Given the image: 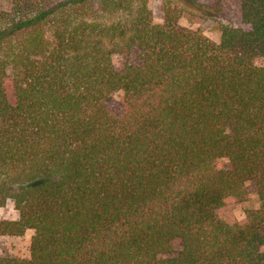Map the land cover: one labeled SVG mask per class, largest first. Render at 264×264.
<instances>
[{
    "label": "trees",
    "instance_id": "1",
    "mask_svg": "<svg viewBox=\"0 0 264 264\" xmlns=\"http://www.w3.org/2000/svg\"><path fill=\"white\" fill-rule=\"evenodd\" d=\"M238 1L218 41L177 24L196 0L0 8V235L33 232L0 264H264V0Z\"/></svg>",
    "mask_w": 264,
    "mask_h": 264
},
{
    "label": "rangeland",
    "instance_id": "2",
    "mask_svg": "<svg viewBox=\"0 0 264 264\" xmlns=\"http://www.w3.org/2000/svg\"><path fill=\"white\" fill-rule=\"evenodd\" d=\"M200 7H195L192 12L180 13L177 17V24L189 29H199L207 37L218 41L221 36L223 25L237 29L246 30L249 25L243 22L240 3L238 0H196ZM161 0H148V7L151 10L152 21L163 22ZM10 5V0H0V8L5 9ZM136 50L129 54H114L113 63L121 67L125 62L135 60ZM246 197L242 201L229 198L225 205L218 209V214L228 223L243 222L245 210L258 208L260 201L255 193L251 182L246 183ZM18 217L17 211L11 202L0 203V220H14ZM31 229H26L20 236L0 235V256L12 258H28L29 245L32 235Z\"/></svg>",
    "mask_w": 264,
    "mask_h": 264
}]
</instances>
